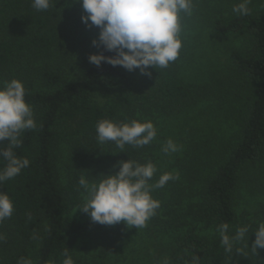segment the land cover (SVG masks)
<instances>
[{"label": "trees", "instance_id": "16d2710c", "mask_svg": "<svg viewBox=\"0 0 264 264\" xmlns=\"http://www.w3.org/2000/svg\"><path fill=\"white\" fill-rule=\"evenodd\" d=\"M193 2L205 6L201 28L235 44L201 83L186 81L177 61L149 67L150 75L90 63V55L114 53L99 45L98 27L81 22L79 0H50L43 11L32 0H0V85L23 83L37 125L13 149L29 166L0 184L14 209L0 222V264H62L66 248L74 264H264V249L250 250L264 222V0H250L245 16L232 11L242 0ZM207 102L210 128L196 122L204 112L190 115ZM103 119L151 121L157 135L141 148L101 144ZM169 139L179 150L166 154ZM128 159L156 166L150 183L164 173L178 178L151 192L160 208L144 228L93 223L80 210L79 179L115 175ZM222 224L230 237L249 229L232 252L221 244Z\"/></svg>", "mask_w": 264, "mask_h": 264}, {"label": "clouds", "instance_id": "9594fccd", "mask_svg": "<svg viewBox=\"0 0 264 264\" xmlns=\"http://www.w3.org/2000/svg\"><path fill=\"white\" fill-rule=\"evenodd\" d=\"M79 3L87 13L81 16V22L98 27L99 45L114 53L113 56L90 55L89 62L97 67L102 62L120 66L129 72L139 69L143 75H150L146 71L149 67L168 68L179 58L182 48L180 14L191 16L194 8L193 0H79ZM249 3L250 0H242L233 6L232 11L248 15ZM32 6L37 11L47 10L50 0H32ZM92 44L97 46V41ZM26 94L19 80L12 79L0 85V141L8 142L6 148L0 145V162L4 165L0 169V184L13 179L29 166L27 158H19L13 151L20 147L22 133L37 126L33 108L25 101ZM96 134L101 144L114 142L120 149L126 144L141 148L156 138L157 130L151 121L117 123L103 119L97 122ZM178 150L179 146L171 139L162 149L166 154ZM113 167H118L119 171L115 175H101L103 178L99 181L79 179L85 194L80 210L88 214L93 223L111 226L124 222L130 228H144L160 208V202L152 198L151 192L178 176L164 173L153 184L150 181L157 168L152 162L140 164L128 159ZM13 210L8 194L0 192V222L10 218ZM228 228V224L220 225L221 244L226 252H232L234 243L243 240L249 229L240 227L230 237ZM253 234L255 240L250 250L256 253L257 249H264V222L259 223ZM64 256L62 264H74L67 248ZM18 264H32V261L21 258ZM161 264L171 262L165 258ZM193 264H199L197 257L193 258Z\"/></svg>", "mask_w": 264, "mask_h": 264}, {"label": "rangeland", "instance_id": "374dc122", "mask_svg": "<svg viewBox=\"0 0 264 264\" xmlns=\"http://www.w3.org/2000/svg\"><path fill=\"white\" fill-rule=\"evenodd\" d=\"M261 4L262 1L255 4L254 8L261 6ZM204 8L205 6L203 9ZM203 9L200 6H196L194 3L191 16H186L184 13L180 14V23L182 25V48L180 49L179 58L176 61L178 62L180 75L186 81L194 83L207 81L210 78L212 67L215 69L222 68L228 50L235 45L232 41L216 40L210 35V32L207 29L201 28L199 21L201 22L200 15L203 12ZM208 104L209 103L207 102L206 104L193 108L190 111V115L204 112L205 116H202V118L198 121L196 120V122L201 127L204 125L207 126L208 124V128H210V110L207 109ZM206 110L208 112H206ZM196 122L193 118L190 119V122H187L192 131H194L197 126ZM180 123H182V120ZM60 167H63L62 164ZM248 201L249 200L244 202L248 203Z\"/></svg>", "mask_w": 264, "mask_h": 264}]
</instances>
